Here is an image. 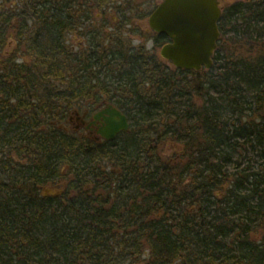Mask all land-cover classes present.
<instances>
[{
  "label": "trees",
  "instance_id": "trees-1",
  "mask_svg": "<svg viewBox=\"0 0 264 264\" xmlns=\"http://www.w3.org/2000/svg\"><path fill=\"white\" fill-rule=\"evenodd\" d=\"M135 8L0 0V52L11 33L32 60L0 67V264H264V0L225 13L200 71L155 51L166 36L133 47ZM105 101L130 122L116 140L65 128Z\"/></svg>",
  "mask_w": 264,
  "mask_h": 264
},
{
  "label": "water",
  "instance_id": "water-1",
  "mask_svg": "<svg viewBox=\"0 0 264 264\" xmlns=\"http://www.w3.org/2000/svg\"><path fill=\"white\" fill-rule=\"evenodd\" d=\"M218 0H163L149 17L152 30L171 42L161 55L176 68L200 71L213 67V55L220 38ZM109 118L101 134L107 140L129 129L128 118L115 107L106 109Z\"/></svg>",
  "mask_w": 264,
  "mask_h": 264
},
{
  "label": "rangeland",
  "instance_id": "rangeland-1",
  "mask_svg": "<svg viewBox=\"0 0 264 264\" xmlns=\"http://www.w3.org/2000/svg\"><path fill=\"white\" fill-rule=\"evenodd\" d=\"M162 0H134V4L137 6L136 11L139 12L137 13V16H135L132 20L131 23H133L131 26H129L128 28L131 29V27L135 26L136 30L135 32L131 34V40H132V45L133 47H138L139 46H146L145 48H147L148 50L150 49H155L156 45H155V41H154V36H156V34H151L149 35L148 38L146 39H142L140 40L139 37L141 36V33L144 32V30H149L148 29V17L149 14L154 10V8L157 6L158 3H160ZM17 3H14V5H16ZM128 16H132L131 13H127ZM138 16H142V17H138ZM97 17L98 19L100 18V20H102V15L101 13L97 12ZM120 19V15L115 11L112 10L111 12H109L108 17H107V24L109 25V27L107 28L108 30L112 27L113 22H118ZM16 24V22H15ZM96 27L93 26H89L88 29L90 30H94ZM140 30V31H139ZM95 31V30H94ZM138 31V32H136ZM149 33H151L150 31H148ZM95 37L96 33L94 34ZM10 39L8 40V43H6V47H4L2 49V52H0V67L2 66V63L4 62V59H8L10 57H14L16 55L17 59H19L20 61H31V58L28 53V50L22 46L21 44H19L18 42L15 43V41L13 40L12 34L10 33L9 35ZM99 37V36H98ZM101 37V36H100ZM70 52L74 55V54H79L82 50H85L86 48H88L89 44V40L87 39V37L83 36V31H76L74 32V34L68 35V40H67ZM27 47V46H26ZM160 50L161 47H158L155 51L158 52L160 54ZM176 150L179 151V146H176ZM173 149V145L168 146V150ZM166 150L165 153L167 152H173L172 151H168ZM66 184H62L60 186H48L47 188L44 189V192L46 194H60L61 192H63L65 190ZM137 264V263H134Z\"/></svg>",
  "mask_w": 264,
  "mask_h": 264
},
{
  "label": "flooded vegetation",
  "instance_id": "flooded-vegetation-1",
  "mask_svg": "<svg viewBox=\"0 0 264 264\" xmlns=\"http://www.w3.org/2000/svg\"><path fill=\"white\" fill-rule=\"evenodd\" d=\"M262 0H218V7L220 8L222 14L220 18V22L225 13H229L231 9H234L237 5H245V4H257ZM219 22V27H220ZM148 29L144 30V33L147 35L154 34L153 30L149 26ZM150 31L151 33H149ZM149 36H147L148 38ZM140 40L146 39L145 36H140ZM155 41V37H154ZM112 104L108 102L98 103L94 107H85L81 109H73L70 112L69 120L65 122V128L73 131L74 133L79 134L81 137H86L95 141H114L117 137H119L122 133L120 132L114 139L107 140L101 134V130L105 127L106 119L109 118V115L106 113V109H108ZM93 108V109H91ZM127 132V131H126Z\"/></svg>",
  "mask_w": 264,
  "mask_h": 264
}]
</instances>
